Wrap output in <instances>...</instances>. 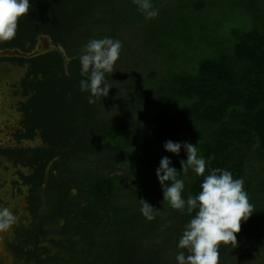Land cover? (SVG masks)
Instances as JSON below:
<instances>
[{
    "label": "trees",
    "instance_id": "16d2710c",
    "mask_svg": "<svg viewBox=\"0 0 264 264\" xmlns=\"http://www.w3.org/2000/svg\"><path fill=\"white\" fill-rule=\"evenodd\" d=\"M157 1L152 0L153 5ZM124 3L126 0H30L28 14L18 20L16 37L0 45L19 44L22 48L27 37L45 32L64 48L61 21L47 23L55 14L47 13L45 7L55 6L56 10L63 6L61 17L69 19L91 17L100 11L110 16L109 27L113 28L130 22L131 16L122 7ZM161 21H165L172 37L163 41L159 40L161 33L157 29L151 32L157 40H153L157 45L154 57L168 66L180 63L181 68L170 69L156 81L159 72L152 67L150 86H135L137 108L152 101L146 114L124 123L96 118L91 136L72 143L81 155L75 158L72 149L67 153L68 158L79 162L68 170L67 187L73 185L77 189L76 199L80 201L76 202L77 207H69L79 211L83 219L96 223L103 220L104 229L113 233L128 228L137 240L159 239L154 246L161 250L168 244L175 245L191 217L186 209H173L163 200L155 169L160 159L168 156L178 178L185 180V199L189 193L196 195L200 191L203 176H196L191 169L187 174L181 172V160H186V154L176 156L165 151L164 137L150 139L139 129L142 125L160 126L175 120L183 129L172 131L166 141L197 143L198 154L206 161L210 159L204 175L211 168H221L230 171L233 178L244 180L253 212L241 222L236 246L219 247V264H230L241 259L243 253L239 251L245 250L251 238L257 237L258 246L264 247V0H180L167 5ZM205 21L213 22L211 31L205 30ZM152 26L157 27L154 22ZM110 36L114 38L115 33ZM179 42L182 47L177 49L174 46ZM62 60L57 51L30 60L33 73L43 75V81L32 86L40 89L43 83L67 84ZM53 69L63 77L56 80ZM129 130L134 131L137 140L132 148L123 144ZM54 143L63 147L59 141ZM252 150L260 159L258 172H247L248 153ZM51 153L54 156L61 151ZM119 165L124 168L116 169ZM116 171L121 174H113ZM61 180L57 185L64 179ZM140 198L158 209L155 219L148 221L141 215ZM258 259L251 264H264V255Z\"/></svg>",
    "mask_w": 264,
    "mask_h": 264
},
{
    "label": "rangeland",
    "instance_id": "374dc122",
    "mask_svg": "<svg viewBox=\"0 0 264 264\" xmlns=\"http://www.w3.org/2000/svg\"><path fill=\"white\" fill-rule=\"evenodd\" d=\"M179 1L159 0L155 2L154 7L158 9V15L154 19H145L132 0L129 2L126 0L122 7L131 16L130 22H121L114 25L113 28L109 27L110 16H104L100 11L91 17L76 16L69 19V17H61L62 12L65 11L63 6L59 5L56 10H54L55 6L45 7L47 13L55 14L52 18L49 17L50 20L47 23L52 21L53 24L57 19L61 21V30L65 38L63 40L65 47L62 49L66 55L65 59L62 58V65L68 83L63 86L54 82L41 84L38 90L42 94L39 96L40 99L36 103V107L39 111L42 106L40 122L46 127V130H42L43 133L47 131L53 140L59 141L63 146L60 149L59 159L54 161L55 163L50 166V169L54 170L59 167L63 170L65 168L64 174L61 171L60 173H57V170L53 171L56 185L60 181L59 174L63 175L64 180L58 188L48 186L40 196H37L39 190L37 187L31 196L28 190L33 186L25 185L29 184L28 180L17 176L13 169L2 172L6 176L0 178V207H8L18 219L16 224L5 232L7 236V239L4 240L7 248L6 253L14 256L12 264H175L174 257L178 251L176 244H168L165 250H161L154 246L159 242V239L137 240L135 234L128 228L121 229L119 233H113L104 229L103 220L96 223L83 219L80 217L79 211L75 212L70 209V205L77 207L76 202L80 200L76 199L77 189L73 185L67 187L69 183L68 170L70 166H78L79 162L76 159L73 160L71 156L68 158L67 153L72 149L75 151V158L81 155L78 152V147L73 148L72 143L77 144L80 142V138H84L85 135L91 136L90 133L96 124V118L124 123L136 119L137 115L148 112L152 101L137 108L133 92L136 91L135 86L139 85L140 88L144 85L150 86L148 81L152 67L159 72L156 81H159L161 75L167 74L170 69L179 71L180 63L177 66H168L154 57L157 56V45L153 41L156 39H153L151 35V32L157 29V32L161 33L159 40H170L172 34L164 26L165 21L163 24L162 21L160 22V17L167 9L168 4H175ZM212 21L214 20L212 19ZM212 21H205L206 31H211ZM153 22L157 27H151ZM112 32L115 33L114 39H118L122 47L113 73L106 74V83L111 87L106 97H95L93 98L94 102L90 103L88 93L81 92L79 88V81L82 77L78 56L83 45L90 39L111 37ZM44 34L46 33L44 32ZM211 38L217 39L216 36ZM174 47L180 49L182 43L179 42ZM5 62L8 65L2 67ZM12 67H16V70ZM53 72L56 75L54 76L56 80L63 77L60 72H57V69H53ZM31 74L32 72L23 63H15L7 59L0 60V76L4 77L0 83V105H5L8 111H16V102L10 103L9 100L17 99L15 94L23 92L21 82L23 79L31 77ZM12 76L14 77L12 80H5L6 77ZM26 93L29 94V91ZM0 114L2 115L3 111H0ZM139 129L145 137L150 139L164 137V141L162 140L164 143L167 135H171L170 133L175 130L182 131L183 126L179 122L171 120L160 124V126L142 125ZM11 131L10 129L6 131L5 125L1 124L0 140L4 141ZM127 136L128 138L123 142L124 146L135 147L137 140L134 131L129 130ZM159 144L161 143L159 142ZM182 153L186 154L183 146L179 155ZM248 161L250 167L247 172H258L260 159L256 151L252 150L248 153ZM21 168L24 170L23 166ZM120 168H124V166L116 167L118 170H121ZM25 173L27 172L25 171ZM116 173L121 174L119 171L113 174ZM125 184L127 183H123V185ZM29 196L33 197L35 202H37V198H42L39 209V216H42L39 219L37 216L27 213L30 207ZM36 209L32 210L34 214H37ZM24 212L27 213L28 218L19 219L18 215L20 216L21 213L24 215ZM256 238L253 237L246 242L245 250L239 251L240 254L243 253L241 259L235 262L231 261L230 264H251L256 259L259 261L258 256L264 255V247L258 246ZM36 259L39 260L38 263Z\"/></svg>",
    "mask_w": 264,
    "mask_h": 264
},
{
    "label": "clouds",
    "instance_id": "9594fccd",
    "mask_svg": "<svg viewBox=\"0 0 264 264\" xmlns=\"http://www.w3.org/2000/svg\"><path fill=\"white\" fill-rule=\"evenodd\" d=\"M132 3L145 19H154L158 15L152 0H132ZM29 10L30 0H0V43L15 38L18 20ZM121 47L118 39L103 37L90 39L81 48L78 56L82 77L79 88L81 92L88 93L90 103L95 97L108 95L111 86L106 83V74L113 73ZM182 146L187 158L181 160L180 171L187 174L191 169L196 176H203L196 195L189 193L186 199L183 197L185 180L178 178L168 156H163L155 169L162 186L163 200L173 209H186L191 217L176 243L175 264H219L220 245L235 247L241 222L253 212L244 190V180L233 178L230 171L221 168H211L209 174L204 175L210 159L206 161L198 154L197 143L172 140L163 143L165 151L177 156ZM139 200L141 215L148 221L155 219L158 209L144 198ZM16 222V215L8 207H0V233L9 231Z\"/></svg>",
    "mask_w": 264,
    "mask_h": 264
},
{
    "label": "flooded vegetation",
    "instance_id": "af4514ba",
    "mask_svg": "<svg viewBox=\"0 0 264 264\" xmlns=\"http://www.w3.org/2000/svg\"><path fill=\"white\" fill-rule=\"evenodd\" d=\"M19 32V31H17ZM41 35L48 36L44 33H41ZM39 34L35 35V37H27L25 39L24 46L21 48L19 47V44H12L7 46H1L0 49L3 48H18L23 51H29L31 49H34L36 47L37 41H38ZM49 39L53 44L52 37L48 36ZM39 44V43H38ZM59 45L60 44H55ZM62 47V46H61ZM57 51L61 57L62 54L60 50L52 49L50 51H47L45 53H41L36 55L32 58H22V57H0V60H10L15 63L24 64L25 67L28 68L32 74L31 77H28L27 79H23L21 82L22 85V91L21 93L15 94L17 99H10V103H15L16 111H8L6 110L5 105H0V111H3V114H0V120L3 125H5L6 131L8 129L12 130L10 133H8V137L2 141L0 140V178L2 179L6 174L2 173L7 170L13 169L14 173L22 177L23 179H26L29 181V184H25L28 187L33 186V188H29L30 191L29 195L35 192L34 189L39 187V190L37 191V196L42 195L43 191H45V188L48 186H52V188H55L59 185H56V179L54 176L53 171L57 170V173H60V171L64 174L65 168L61 170L59 167L58 169L51 170L50 166L55 163L54 161L59 159V154L52 156L51 152L53 151H61V147L56 145L54 143L55 140L52 139L50 133L47 131L43 133L42 130H46L45 125L40 122V112L37 111L36 103H38L37 97H39V92L37 88H34L32 84L35 82H41L43 81V75L38 73L35 75L33 73L34 66L31 64L30 60L37 58L41 55H45L47 53ZM63 58V57H62ZM4 65H8V63H4ZM10 66V65H9ZM13 68V67H12ZM16 70V67L13 68ZM40 75V77H39ZM2 76V75H1ZM0 76V83H2V79L4 80V77ZM14 77L5 78V80H12ZM22 80V79H21ZM29 91V94L26 92ZM15 100V101H14ZM39 112V114H38ZM13 115V116H12ZM20 115V116H19ZM2 116V117H1ZM18 116L20 119L18 120ZM13 119H12V118ZM8 118H11L14 121L13 125H10L7 123ZM19 121V122H18ZM37 136V137H36ZM8 139V141H7ZM35 140V141H34ZM6 141V142H5ZM63 148V147H62ZM24 167V170L27 172L25 173L24 170H22L21 167ZM63 175L59 174L60 180L63 178ZM62 181V180H61ZM30 199V207L27 211L28 214L35 215L39 219L40 212L39 209L41 207L42 198H37L36 200L32 197L28 198V202ZM35 200V201H34ZM38 204V205H37ZM34 208H37V214L32 211ZM26 212H24V215L21 213L20 216L18 215V218H28ZM46 217V215H45ZM18 220V219H17ZM39 234V233H38ZM5 238L7 239V236L4 233H0V264H12L13 255H9L6 253V244H5ZM8 241V240H7ZM8 247V246H7ZM16 259V258H15ZM36 262L38 263L39 260L36 259ZM35 262V263H36Z\"/></svg>",
    "mask_w": 264,
    "mask_h": 264
},
{
    "label": "water",
    "instance_id": "95a60500",
    "mask_svg": "<svg viewBox=\"0 0 264 264\" xmlns=\"http://www.w3.org/2000/svg\"><path fill=\"white\" fill-rule=\"evenodd\" d=\"M53 49H57V50H60L61 54L63 55V59L66 58V55L64 53V50L62 49L61 46L59 45H55L53 44ZM36 54L34 52V49H31L29 51H23V50H20L18 48H3V49H0V57H22V58H32V57H35Z\"/></svg>",
    "mask_w": 264,
    "mask_h": 264
},
{
    "label": "bare ground",
    "instance_id": "6f19581e",
    "mask_svg": "<svg viewBox=\"0 0 264 264\" xmlns=\"http://www.w3.org/2000/svg\"><path fill=\"white\" fill-rule=\"evenodd\" d=\"M39 43V44H38ZM54 47H53V43L51 42V40L49 39L48 36H45V35H39L38 37V41H37V44H36V47L34 48V52L36 54H41V53H45L47 51H50L52 50ZM9 68V67H8ZM6 69V68H5ZM2 117V116H1ZM12 118V117H11ZM11 118H8L7 120V123L10 124V125H13L14 124V121L11 119ZM1 120H0V125H1Z\"/></svg>",
    "mask_w": 264,
    "mask_h": 264
}]
</instances>
